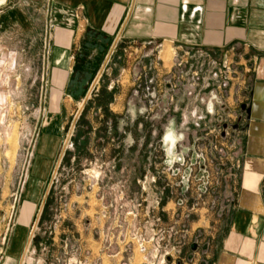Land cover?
<instances>
[{"label":"rangeland","instance_id":"374dc122","mask_svg":"<svg viewBox=\"0 0 264 264\" xmlns=\"http://www.w3.org/2000/svg\"><path fill=\"white\" fill-rule=\"evenodd\" d=\"M15 33L3 42L10 53L27 45ZM117 51L96 60L85 89L56 91L53 105L33 71L40 59L0 58V244L31 241L26 264H140L142 253L125 243L142 236L154 238L170 264H215L238 206L249 97L242 71L223 56H187L159 44ZM124 66L126 88H112ZM111 92L127 109L111 112L110 104L108 115L93 103L84 113ZM44 135L56 140L39 154ZM34 163L45 178L39 190L29 186ZM29 191L40 200L16 233L18 204ZM127 226L132 233H123Z\"/></svg>","mask_w":264,"mask_h":264},{"label":"crops","instance_id":"0c3cea01","mask_svg":"<svg viewBox=\"0 0 264 264\" xmlns=\"http://www.w3.org/2000/svg\"><path fill=\"white\" fill-rule=\"evenodd\" d=\"M14 30L17 40L27 45L10 53L3 42ZM0 42L1 59L41 60L32 66L38 84L49 92V105L55 104L56 91L85 89L96 60L104 61L115 47L120 56L136 45L159 44L187 56H223L228 64L238 66L249 88L243 105L250 114L242 112L244 156L238 206L215 264H264V0H0ZM119 71L122 81L118 79L112 88L124 90L130 69L124 66ZM127 106L120 95L110 110ZM50 138L56 140L51 135L41 137L39 154ZM53 147L56 150V143ZM58 168L59 164L54 174ZM39 176L34 163L29 177L33 190L45 185V178ZM28 195L22 204L17 195L12 197H16L12 209L19 206L16 233L28 227L40 200L39 192ZM8 214L6 209L1 213ZM0 245V264H26L31 241L26 248L19 243Z\"/></svg>","mask_w":264,"mask_h":264},{"label":"built area","instance_id":"2783aa9c","mask_svg":"<svg viewBox=\"0 0 264 264\" xmlns=\"http://www.w3.org/2000/svg\"><path fill=\"white\" fill-rule=\"evenodd\" d=\"M95 86L91 89V93L93 92ZM90 93V95H91ZM126 216L136 218V213H126ZM132 228L129 226L126 227L123 233H132ZM121 233L118 238H121ZM136 241V243L134 242ZM154 238L151 240H147L142 236L138 238H134L133 241L127 242L126 247L130 246V244L137 246V249L142 253L140 264H170L173 263V259L170 257L169 253L163 252L164 254H160L161 249L159 247H154L153 242ZM112 246V244H110ZM159 248V249H158ZM68 264H92L88 262L78 261V260H70ZM130 264V263H129Z\"/></svg>","mask_w":264,"mask_h":264},{"label":"trees","instance_id":"16d2710c","mask_svg":"<svg viewBox=\"0 0 264 264\" xmlns=\"http://www.w3.org/2000/svg\"><path fill=\"white\" fill-rule=\"evenodd\" d=\"M113 96H114V92H111L110 94L104 93V94L97 95V97L95 98L94 102L89 103V104L86 105V107L84 109V113L87 112V109L89 108V106L91 104L97 103L96 105L101 106L102 109L104 110L105 114L109 115L110 114L109 106H110V104L113 103V99H114ZM83 116H84V114H83ZM83 116L81 118V123H83ZM81 123L79 124L80 125V127H79L80 130L78 132L81 131V125H82ZM80 137H81V134H80Z\"/></svg>","mask_w":264,"mask_h":264},{"label":"water","instance_id":"95a60500","mask_svg":"<svg viewBox=\"0 0 264 264\" xmlns=\"http://www.w3.org/2000/svg\"><path fill=\"white\" fill-rule=\"evenodd\" d=\"M91 93V92H90ZM90 93H89V95H90ZM218 102H220V100L219 99H216ZM213 105H212V103L210 102L209 103V105H208V112L210 113V114H212L213 113ZM242 112H244V113H247V114H250V110L247 108V106L246 105H243L242 106ZM197 245H193V247H192V249H193V251H196L197 250Z\"/></svg>","mask_w":264,"mask_h":264},{"label":"flooded vegetation","instance_id":"af4514ba","mask_svg":"<svg viewBox=\"0 0 264 264\" xmlns=\"http://www.w3.org/2000/svg\"><path fill=\"white\" fill-rule=\"evenodd\" d=\"M221 109L223 110V111H225L226 110V108H225V106L222 104V107H221ZM244 113V112H243ZM244 114H246V113H244ZM225 115L226 116H229V111H225ZM218 119H219V121H222L223 120V118L222 117H218ZM245 128V127H244ZM223 129H224V131H223V137H225V134H226V132H227V130L229 129V125L228 124H226V123H224V125H223Z\"/></svg>","mask_w":264,"mask_h":264}]
</instances>
